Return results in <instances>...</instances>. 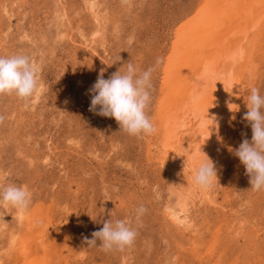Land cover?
<instances>
[{"label": "rangeland", "instance_id": "1", "mask_svg": "<svg viewBox=\"0 0 264 264\" xmlns=\"http://www.w3.org/2000/svg\"><path fill=\"white\" fill-rule=\"evenodd\" d=\"M199 1L0 0V56H30L39 82L27 105L15 94L0 95V188L12 184L32 193L26 216H42L51 225L47 235L60 238L54 264H264V190L251 189L234 155L244 139L251 142L246 120L235 122L241 140L211 188L217 203L193 196L173 223L168 208L176 195L155 148L156 132L130 135L99 109L89 111L88 90L101 72L108 79L131 62L139 72L154 69L146 108L154 122ZM260 57L253 86L264 95ZM250 88L240 92L241 110ZM140 206L147 211L137 219ZM17 212L0 206L1 264L16 262L10 238L23 230ZM110 219L136 230L131 247L105 252L99 240L88 246L85 238Z\"/></svg>", "mask_w": 264, "mask_h": 264}, {"label": "bare ground", "instance_id": "2", "mask_svg": "<svg viewBox=\"0 0 264 264\" xmlns=\"http://www.w3.org/2000/svg\"><path fill=\"white\" fill-rule=\"evenodd\" d=\"M191 16L152 121L160 140L155 143L161 150L157 156L176 195V205L168 208L173 223L180 221L193 196L217 203L213 189L195 183V173L210 159L217 171L215 182L220 178L230 148L241 140L235 122L244 120L249 110L247 103L239 109L240 92L254 87L257 58L264 54V0H200ZM17 213L23 230L10 234L14 263H56L60 238L47 235L49 221L36 213L32 217ZM183 224L193 227L191 220Z\"/></svg>", "mask_w": 264, "mask_h": 264}, {"label": "clouds", "instance_id": "3", "mask_svg": "<svg viewBox=\"0 0 264 264\" xmlns=\"http://www.w3.org/2000/svg\"><path fill=\"white\" fill-rule=\"evenodd\" d=\"M126 65L125 72L120 68L108 79L101 72L88 90L91 94L89 111L97 112L99 109L98 115L114 118L120 129L130 135H151L155 127L146 114V108L151 101L149 89L154 69L150 67L139 72L131 62ZM37 73L38 67L28 55L0 56V95L15 94L27 105L28 100L39 91ZM247 106L249 110L243 119L251 126V142L244 139L234 155L250 175L251 189L261 191L264 190V95L259 89L253 87L250 90ZM4 119L0 115V124ZM209 161L200 164L195 173V183L203 189L212 188L217 179L215 165L212 160ZM31 204L32 193L24 186L10 184L0 188V206L11 205L23 216L28 213ZM146 211L144 206L137 208V219ZM136 236V230L126 221L110 219L104 222L102 229L92 233L93 239H85L90 247L97 246L99 240V247L108 252L114 248L124 250L131 247Z\"/></svg>", "mask_w": 264, "mask_h": 264}]
</instances>
